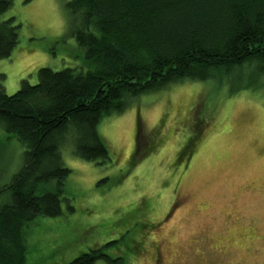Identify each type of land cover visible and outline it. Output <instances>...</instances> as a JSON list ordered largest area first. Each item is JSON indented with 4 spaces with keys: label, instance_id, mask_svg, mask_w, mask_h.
I'll return each instance as SVG.
<instances>
[{
    "label": "rangeland",
    "instance_id": "obj_1",
    "mask_svg": "<svg viewBox=\"0 0 264 264\" xmlns=\"http://www.w3.org/2000/svg\"><path fill=\"white\" fill-rule=\"evenodd\" d=\"M11 1L4 15L21 26L0 59L7 95L22 80L34 84L40 67L80 63L67 0ZM253 70L244 65L229 78ZM255 79L239 87L185 80L133 98L98 123L104 163L74 156L71 143L62 148L71 170L63 212L31 223L25 264H70L110 241L105 253L126 264H264V79ZM6 150L3 176L19 156L15 144Z\"/></svg>",
    "mask_w": 264,
    "mask_h": 264
},
{
    "label": "trees",
    "instance_id": "obj_2",
    "mask_svg": "<svg viewBox=\"0 0 264 264\" xmlns=\"http://www.w3.org/2000/svg\"><path fill=\"white\" fill-rule=\"evenodd\" d=\"M11 3L0 0V59L19 42L21 24L4 15ZM66 8L80 63L40 67L36 82L22 80L12 95L0 74V156L14 144L19 154V165L0 172V264H25L31 223L62 214L71 173L62 148L71 143L73 155L89 162L109 159L97 130L102 118L185 80L239 87L264 79V0H67ZM244 65L253 73L232 81L229 75ZM114 243L70 264H126L119 253H105Z\"/></svg>",
    "mask_w": 264,
    "mask_h": 264
}]
</instances>
